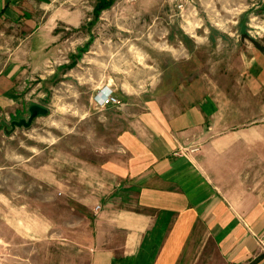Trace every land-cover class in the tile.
Wrapping results in <instances>:
<instances>
[{"label": "crops", "instance_id": "1", "mask_svg": "<svg viewBox=\"0 0 264 264\" xmlns=\"http://www.w3.org/2000/svg\"><path fill=\"white\" fill-rule=\"evenodd\" d=\"M97 1L0 0V138L28 117L30 106L46 108L57 77L49 64L60 58L73 68L94 41L101 15L120 2L92 24ZM160 1L167 14L188 3ZM258 25L257 35L241 24L236 29L235 41L249 52L240 100L217 102L195 78L176 88L183 95L176 106L150 104L140 114L129 106L127 129L116 136L111 158L95 168L86 165L79 176L56 166L38 169L35 182L38 189L47 185V199L39 191L31 200L1 198L0 264H264V28ZM72 36L81 40L66 56ZM103 87L92 89L89 111L116 109L96 105ZM5 227L14 232L5 235Z\"/></svg>", "mask_w": 264, "mask_h": 264}, {"label": "rangeland", "instance_id": "2", "mask_svg": "<svg viewBox=\"0 0 264 264\" xmlns=\"http://www.w3.org/2000/svg\"><path fill=\"white\" fill-rule=\"evenodd\" d=\"M145 3L120 0L92 28L94 41L82 60L66 70L70 61L66 64L59 58L57 77L42 102L48 115L35 119L28 129H8V135L0 138V199L18 195L31 200L38 191L47 199V185L38 189L35 182L38 169L56 166L79 176L80 168H95L98 161L111 158L116 136L127 129L129 106H137L139 114L150 104L176 106L183 97L176 88L189 86L195 78L217 102L226 97L240 100L249 52L235 41L236 29L241 24L251 33L254 18L264 28V3L188 0L169 15L160 0ZM196 38L200 43L192 41ZM80 40V36L71 37L66 56ZM96 84L120 92L124 101L119 100L116 109L89 111ZM4 206L0 201V211ZM59 208L63 214L65 208ZM11 230L3 229L5 235ZM7 257L14 260L13 255Z\"/></svg>", "mask_w": 264, "mask_h": 264}, {"label": "built area", "instance_id": "3", "mask_svg": "<svg viewBox=\"0 0 264 264\" xmlns=\"http://www.w3.org/2000/svg\"><path fill=\"white\" fill-rule=\"evenodd\" d=\"M264 3V2H263ZM252 24H254L252 31L254 33V35H257L261 32V28L259 27V22L256 21V18H254L252 20ZM61 63L60 62H53L51 64H49L48 68L49 69H53L54 67H57V66H60ZM106 88L102 89L100 92H101V95L99 96H96L95 97V101H96V104L99 105V106H106V105H113V106H117L119 104V100L113 96L112 94V90L108 89V91L104 94L103 92L105 91ZM104 90V91H103ZM194 151H197V149H193L192 152ZM177 155V154H176ZM96 209L98 210L99 207L97 206ZM260 244L263 245L264 244V241H260Z\"/></svg>", "mask_w": 264, "mask_h": 264}, {"label": "water", "instance_id": "4", "mask_svg": "<svg viewBox=\"0 0 264 264\" xmlns=\"http://www.w3.org/2000/svg\"><path fill=\"white\" fill-rule=\"evenodd\" d=\"M47 113H48V110L46 108L39 106V105H32L28 109V117L26 119L13 121L11 123V129L12 130L14 128L28 129L36 118L41 117V116H46Z\"/></svg>", "mask_w": 264, "mask_h": 264}, {"label": "trees", "instance_id": "5", "mask_svg": "<svg viewBox=\"0 0 264 264\" xmlns=\"http://www.w3.org/2000/svg\"><path fill=\"white\" fill-rule=\"evenodd\" d=\"M115 1L117 0H98L94 7V15H93L94 18L92 24L97 22L100 13L103 10L109 9L114 4Z\"/></svg>", "mask_w": 264, "mask_h": 264}]
</instances>
